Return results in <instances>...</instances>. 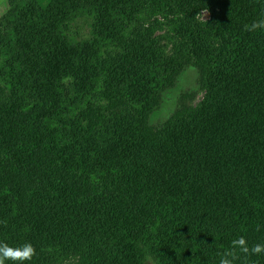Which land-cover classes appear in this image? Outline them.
I'll use <instances>...</instances> for the list:
<instances>
[{
  "label": "trees",
  "instance_id": "obj_1",
  "mask_svg": "<svg viewBox=\"0 0 264 264\" xmlns=\"http://www.w3.org/2000/svg\"><path fill=\"white\" fill-rule=\"evenodd\" d=\"M261 17L264 0H7L0 243L32 244L26 264L264 244V30L244 29Z\"/></svg>",
  "mask_w": 264,
  "mask_h": 264
},
{
  "label": "clouds",
  "instance_id": "obj_2",
  "mask_svg": "<svg viewBox=\"0 0 264 264\" xmlns=\"http://www.w3.org/2000/svg\"><path fill=\"white\" fill-rule=\"evenodd\" d=\"M245 31L264 30V17H261L244 26ZM264 254V244H255L249 246L244 236H239L231 241L230 248L224 251L219 260V264H237V261L243 257ZM36 255V249L30 243L20 246H10L7 243H0V264H26Z\"/></svg>",
  "mask_w": 264,
  "mask_h": 264
},
{
  "label": "rangeland",
  "instance_id": "obj_3",
  "mask_svg": "<svg viewBox=\"0 0 264 264\" xmlns=\"http://www.w3.org/2000/svg\"><path fill=\"white\" fill-rule=\"evenodd\" d=\"M7 8V0H0V17L5 13ZM201 18H206V14L203 13L201 15ZM195 73L192 70H188L185 72L182 77L180 78L179 84L173 91L169 93V95L166 97V102L164 103V106L166 108L167 112L169 110V107L171 106V103L174 102V100L177 98V96L182 91L191 90L195 86ZM200 98V96H199ZM145 264H154L152 261L148 260Z\"/></svg>",
  "mask_w": 264,
  "mask_h": 264
}]
</instances>
